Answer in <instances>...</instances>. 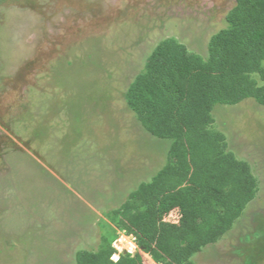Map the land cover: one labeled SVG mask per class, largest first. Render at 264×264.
<instances>
[{
	"label": "rangeland",
	"instance_id": "rangeland-1",
	"mask_svg": "<svg viewBox=\"0 0 264 264\" xmlns=\"http://www.w3.org/2000/svg\"><path fill=\"white\" fill-rule=\"evenodd\" d=\"M235 0H0V264H75L167 160L123 94L159 41L206 55ZM255 199L196 264H264V106L217 105ZM119 249L132 239L119 232ZM135 242V241H134ZM123 253V252H122ZM125 253V252H124Z\"/></svg>",
	"mask_w": 264,
	"mask_h": 264
},
{
	"label": "trees",
	"instance_id": "trees-1",
	"mask_svg": "<svg viewBox=\"0 0 264 264\" xmlns=\"http://www.w3.org/2000/svg\"><path fill=\"white\" fill-rule=\"evenodd\" d=\"M225 22L206 55L173 36L162 39L128 85L127 108L148 134L170 143L167 160L105 213L97 248L78 251L75 264H196L192 258L255 199L250 166L227 152L212 112L245 100L264 106V0H235ZM119 232L140 250L113 261Z\"/></svg>",
	"mask_w": 264,
	"mask_h": 264
},
{
	"label": "built area",
	"instance_id": "built-area-1",
	"mask_svg": "<svg viewBox=\"0 0 264 264\" xmlns=\"http://www.w3.org/2000/svg\"><path fill=\"white\" fill-rule=\"evenodd\" d=\"M114 248L116 249L117 251V254H114L111 259L113 261H116L118 259V254L121 253V252H127L129 254H133L135 252V245L133 243V239L131 240V242L129 243V245L127 246H124L122 249H119L116 245H113Z\"/></svg>",
	"mask_w": 264,
	"mask_h": 264
},
{
	"label": "clouds",
	"instance_id": "clouds-1",
	"mask_svg": "<svg viewBox=\"0 0 264 264\" xmlns=\"http://www.w3.org/2000/svg\"><path fill=\"white\" fill-rule=\"evenodd\" d=\"M123 235H124V233H123ZM128 238L129 239H133V243H134V245H135V252L133 253V254H129V253H127V252H125V253H127V254H129V255H134L138 250H140L138 247H137V245L135 244V240H134V238H132V237H130V236H128ZM122 253V252H121ZM124 253V252H123ZM117 254V253H116ZM120 254V253H119ZM119 254H118V257H119ZM118 260V259H117Z\"/></svg>",
	"mask_w": 264,
	"mask_h": 264
}]
</instances>
